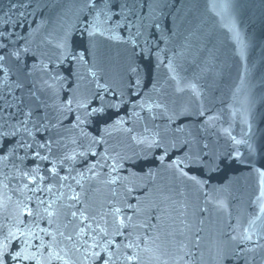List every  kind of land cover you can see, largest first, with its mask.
Masks as SVG:
<instances>
[{
    "label": "snow or ice",
    "instance_id": "obj_1",
    "mask_svg": "<svg viewBox=\"0 0 264 264\" xmlns=\"http://www.w3.org/2000/svg\"><path fill=\"white\" fill-rule=\"evenodd\" d=\"M173 2L74 0L76 23L45 39L49 51L33 50L26 37L0 30V264H169L161 260L165 255L172 264H190L186 258L194 253L177 240L191 230L188 204L176 199L184 194L175 182L191 181L202 190L206 181L190 175L192 167L218 168L217 154L201 136L221 117L206 115L203 106L177 112L169 101L144 93L151 73L135 62L155 56L165 64L160 43L176 34L164 23ZM101 38L131 54L126 82L113 84L93 70ZM90 63L81 74L79 67ZM165 66L177 93L199 97L196 85H181L172 60ZM153 90L160 91L155 84ZM192 115L202 123L177 122ZM244 122L250 133L252 125ZM220 131L246 147L247 157L239 147L228 156L251 168L259 188L247 226H231L225 244L217 246V264H264V164L256 166L250 137L237 139L231 126ZM134 148L145 158L157 150L158 167L143 176L130 171ZM259 154L264 160V142ZM162 172L170 174L169 182H158ZM102 190L106 195L98 198ZM199 231L191 241L197 249Z\"/></svg>",
    "mask_w": 264,
    "mask_h": 264
},
{
    "label": "water",
    "instance_id": "obj_2",
    "mask_svg": "<svg viewBox=\"0 0 264 264\" xmlns=\"http://www.w3.org/2000/svg\"><path fill=\"white\" fill-rule=\"evenodd\" d=\"M77 7L74 0H63L62 5L55 6L54 0H0V30L14 33L13 39L26 37L32 42L33 50L49 51L45 39L61 34L63 28L76 23ZM166 13L164 23L176 34L167 44L160 43V48L164 49L160 58L165 64H157L155 56L151 59L146 56L142 60L137 57L135 62L142 71L148 69L151 73L143 81L144 93L169 101L177 112L188 109L196 113L203 106L206 115L221 117L215 122L216 127L208 128L201 136L209 144V149L217 154L218 168L210 172L199 165L192 167L190 175L206 181L202 190L191 181L175 182L178 192L184 194L177 195L176 199L188 204L186 219L191 230L186 231L184 237L177 236V240L183 239L194 253L186 259L190 264H217V246L225 244L227 238L224 234L231 231V226L238 222L241 230L247 226L248 213L255 207H249V203L259 188V177L251 168L228 156L234 147H239L247 157L246 147L235 146L222 134L221 127L231 126L237 139L250 137L257 148L256 166L264 164L259 154V146L264 142V0H174ZM73 39L80 44L78 33ZM96 60L97 67L93 70L102 77L113 84H121L122 79L127 81L128 65L133 58L124 51L123 45L101 38ZM169 60L174 62L181 85H196L199 97L188 90L183 93L175 91V82L170 78L172 73L165 66ZM90 67L91 63L78 70L86 75ZM153 84L160 89L159 92L153 90ZM121 114H124L123 109ZM245 119L252 125L250 133ZM197 120L202 123L203 118L180 116L177 122L190 126ZM134 152L140 155H134ZM129 155L133 158L126 167L141 176L158 167L155 149L146 158L139 148L129 150ZM170 180V174L162 172V179L158 182ZM97 195L103 198L106 190ZM220 200L226 203V209L219 208L214 202ZM201 208L207 211L201 212ZM198 230L201 237L199 249L191 243ZM168 251L174 253L175 248L169 245ZM148 255L145 254L146 260ZM165 259L172 264L170 256L161 257V260ZM150 264L159 262L152 260Z\"/></svg>",
    "mask_w": 264,
    "mask_h": 264
}]
</instances>
